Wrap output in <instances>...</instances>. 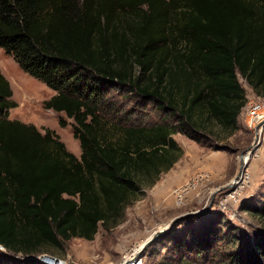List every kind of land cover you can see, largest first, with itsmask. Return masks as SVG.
<instances>
[{
  "label": "trees",
  "instance_id": "16d2710c",
  "mask_svg": "<svg viewBox=\"0 0 264 264\" xmlns=\"http://www.w3.org/2000/svg\"><path fill=\"white\" fill-rule=\"evenodd\" d=\"M0 49L55 92L43 107L73 121L81 150L9 120L16 104L0 72V264H42L49 248L118 226L142 179L178 160L172 135L192 139L208 119L235 131L246 102L237 74L264 89V0H0ZM116 90L181 127L119 117ZM255 240L232 264H264V233Z\"/></svg>",
  "mask_w": 264,
  "mask_h": 264
},
{
  "label": "rangeland",
  "instance_id": "374dc122",
  "mask_svg": "<svg viewBox=\"0 0 264 264\" xmlns=\"http://www.w3.org/2000/svg\"><path fill=\"white\" fill-rule=\"evenodd\" d=\"M0 72L12 92L9 100L16 104L8 110L7 118L33 125L40 133L53 131L65 149L79 158L73 121L43 107L55 92L22 71L2 49ZM237 79L246 102L234 132L229 134L208 119L204 132L188 130L192 139L182 131L175 133L172 138L180 148L178 160L153 184L154 177L142 179L143 189L125 208L118 226L106 231L98 225L92 241L71 239L41 255L73 264H121L122 257L132 252L131 262L136 264H232V257L242 248L254 245L264 233V127L258 125L255 136L246 118L249 102H264V89L255 92L238 74ZM110 96L116 107L122 108L119 117L128 112L130 123L151 127L165 122L172 128L181 127L177 116L159 110L152 101L124 90L110 92ZM60 118L66 121L64 128L58 125ZM243 158L247 163H241ZM158 233L160 236L142 249L143 243ZM6 255L0 247V260Z\"/></svg>",
  "mask_w": 264,
  "mask_h": 264
},
{
  "label": "built area",
  "instance_id": "2783aa9c",
  "mask_svg": "<svg viewBox=\"0 0 264 264\" xmlns=\"http://www.w3.org/2000/svg\"><path fill=\"white\" fill-rule=\"evenodd\" d=\"M246 123L253 127V130L255 132V136L257 135L255 128L260 125L261 128L264 127V102L259 101H252L248 103L247 108V118ZM258 139V138H257ZM133 253V252H132ZM128 253L122 257L123 262L121 264H136L135 262H131L134 258V254ZM50 256L47 255H37L35 257L36 260L39 262L45 263V264H73L72 262L63 261L60 259H57V261H50ZM52 259H56L53 258Z\"/></svg>",
  "mask_w": 264,
  "mask_h": 264
},
{
  "label": "water",
  "instance_id": "95a60500",
  "mask_svg": "<svg viewBox=\"0 0 264 264\" xmlns=\"http://www.w3.org/2000/svg\"><path fill=\"white\" fill-rule=\"evenodd\" d=\"M160 236V233H158L156 236H154V237H150V238H148L144 243H143V245H142V249H145L146 247H148L150 244H152L155 240H156V238L157 237H159ZM141 249V250H142ZM50 259V261H57V259H52L51 257L49 258Z\"/></svg>",
  "mask_w": 264,
  "mask_h": 264
},
{
  "label": "bare ground",
  "instance_id": "6f19581e",
  "mask_svg": "<svg viewBox=\"0 0 264 264\" xmlns=\"http://www.w3.org/2000/svg\"><path fill=\"white\" fill-rule=\"evenodd\" d=\"M247 156H249V155H247ZM248 159H249V157H248ZM247 161H248L247 158H243L242 161H241V163L244 164V163H247ZM236 183H237V181H235L233 185H235Z\"/></svg>",
  "mask_w": 264,
  "mask_h": 264
}]
</instances>
